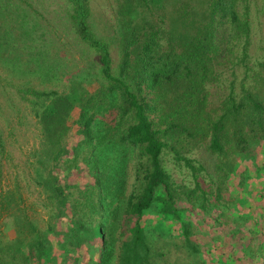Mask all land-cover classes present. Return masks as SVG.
<instances>
[{"label":"trees","instance_id":"obj_1","mask_svg":"<svg viewBox=\"0 0 264 264\" xmlns=\"http://www.w3.org/2000/svg\"><path fill=\"white\" fill-rule=\"evenodd\" d=\"M67 1L77 33L98 52L102 83L92 91L78 81L62 91L28 88L41 135L33 178L51 223L35 228L17 194L1 192L0 264H58L54 244L73 264H168L172 249L181 252L173 264H264V202L235 230L261 235L241 257L211 252L189 221L227 207L237 189L249 192L251 174H264V165L236 170L237 159L264 154V54L251 53V19L264 18V0H115L116 72L108 42L91 32L88 0ZM225 80L213 106L210 88ZM72 111L81 138L69 152L62 140ZM3 143L0 133V175ZM203 146L216 158L205 187L204 167L187 156ZM68 154L91 174L83 188L54 172ZM167 161L188 179L176 184ZM84 247L97 257L86 258Z\"/></svg>","mask_w":264,"mask_h":264},{"label":"rangeland","instance_id":"obj_2","mask_svg":"<svg viewBox=\"0 0 264 264\" xmlns=\"http://www.w3.org/2000/svg\"><path fill=\"white\" fill-rule=\"evenodd\" d=\"M87 4V21L91 32L99 40L108 42L112 67L116 72L120 57V31L114 16L115 0H88ZM71 14L72 4L67 0H0V133L5 146L1 157L0 193L13 190L35 228L40 230L51 223V211L44 206L41 189L33 178L34 154L40 148L41 135L28 88L62 91L78 81L92 91L102 83L98 52L79 36ZM27 29L29 35L23 34L22 31ZM251 43L254 58H261L264 54L263 17L252 16ZM230 77L228 71L223 75V79ZM227 82L225 80L219 87L210 88L213 106L227 92ZM77 116L78 111L71 112L68 130L62 140L69 152L81 138ZM187 156L204 167L200 184L205 187L209 184L207 174L214 176L216 158L204 146ZM72 158L71 154L63 157L54 172L61 182L83 188L92 181L91 174L80 157H75L71 164L68 160ZM236 162L237 173L249 175L248 165L251 170L262 167L264 154L257 153L252 160L243 158ZM76 164L77 167L73 166ZM167 166L176 184L188 179L185 172L177 170L170 161H167ZM251 177L246 186L249 192L237 189L232 193L233 201L227 207L209 208L200 211L196 217L190 215L194 237L211 252L218 248L219 252L241 257L242 246L248 241L249 245L255 246L261 238V235L244 229L235 231L242 226L245 215L254 208V203L264 202V174L257 181L254 175L251 174ZM233 182L234 178H231L230 184ZM186 184L193 186V183ZM1 222L0 218V230L4 231ZM251 223L255 225L253 220ZM174 227L180 230L177 224ZM83 251L86 258L97 257L95 251L90 252L91 249L86 252L84 247ZM53 254L58 264H73L72 261H64L62 252L55 244ZM177 256H181V252L172 249L167 258L168 264H173ZM85 262L81 259L80 264ZM236 263L243 264L241 261Z\"/></svg>","mask_w":264,"mask_h":264}]
</instances>
